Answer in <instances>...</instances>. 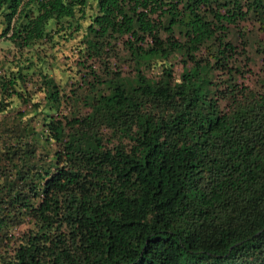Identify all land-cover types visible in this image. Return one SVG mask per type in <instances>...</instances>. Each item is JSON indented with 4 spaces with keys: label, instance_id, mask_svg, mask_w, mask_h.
Listing matches in <instances>:
<instances>
[{
    "label": "trees",
    "instance_id": "16d2710c",
    "mask_svg": "<svg viewBox=\"0 0 264 264\" xmlns=\"http://www.w3.org/2000/svg\"><path fill=\"white\" fill-rule=\"evenodd\" d=\"M0 43V264H264V0H0Z\"/></svg>",
    "mask_w": 264,
    "mask_h": 264
},
{
    "label": "rangeland",
    "instance_id": "374dc122",
    "mask_svg": "<svg viewBox=\"0 0 264 264\" xmlns=\"http://www.w3.org/2000/svg\"><path fill=\"white\" fill-rule=\"evenodd\" d=\"M253 26L251 24H248V28H252ZM262 37V36H261ZM249 45L248 47L251 48V49H255L256 47V38L253 34H249ZM2 44L0 43V46ZM251 57H252V62L250 63V66L251 68L254 70V71H258L260 66H261V57L257 55V53H255L254 50L251 51Z\"/></svg>",
    "mask_w": 264,
    "mask_h": 264
}]
</instances>
